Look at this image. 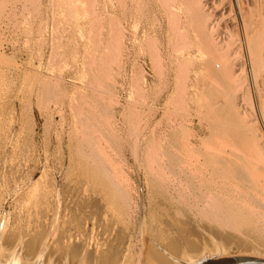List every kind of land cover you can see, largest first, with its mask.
<instances>
[{
  "label": "bare ground",
  "instance_id": "obj_1",
  "mask_svg": "<svg viewBox=\"0 0 264 264\" xmlns=\"http://www.w3.org/2000/svg\"><path fill=\"white\" fill-rule=\"evenodd\" d=\"M138 1L116 0L112 16L115 17L117 8L126 14L129 3ZM155 1L174 35L170 44L172 63L180 68L198 64L202 70L198 71L206 74L210 82L223 85L225 100L223 107L212 112L217 119L211 125L209 138L200 136L195 143L194 135H189L184 139L183 159L160 164L171 175L175 173L176 180L170 183L178 197L165 196L162 194L165 191L156 195L153 199L157 202L151 204L157 208L153 210L158 216L149 213V218L139 205L134 223L132 198L125 179L121 176L120 181L116 179L114 166L103 154H94L96 148L89 140L85 147L91 154L84 153L81 144L77 161L70 152L68 169H72L70 173L76 170L78 173L73 176L76 178L65 181L64 187L54 174L49 177L46 171L40 180L33 182L36 166L26 179L16 178L13 172L16 162L13 164V159L4 156L0 162V264H205L213 256L204 251L208 239L220 240L224 245L253 240L264 247V0ZM100 14L99 18L103 13ZM113 17L109 19L112 29L114 26L111 32L121 38L126 29L122 24L113 25ZM227 20L232 22V28ZM209 89L205 95L210 100L208 95L215 88ZM202 91L200 96L205 93ZM213 94L215 100L220 95ZM198 123L201 126L203 122ZM171 148L175 152L176 146ZM59 166L64 169V157ZM49 167L45 169L49 171ZM153 167L152 172L156 171ZM85 185L103 189L95 197L93 187L94 192L90 193ZM9 200L13 205L11 213L5 209ZM180 211L182 217H177ZM258 250H245L235 257L264 260V253Z\"/></svg>",
  "mask_w": 264,
  "mask_h": 264
},
{
  "label": "rangeland",
  "instance_id": "obj_2",
  "mask_svg": "<svg viewBox=\"0 0 264 264\" xmlns=\"http://www.w3.org/2000/svg\"><path fill=\"white\" fill-rule=\"evenodd\" d=\"M109 1L112 4L108 0H0V162L4 156L13 159L16 178L30 176V169L36 166L33 182L46 171L47 176L54 174L59 184L65 186L78 173L68 169L70 152L77 161L80 147L91 154L86 145L92 142L96 148L92 152L103 154L114 166L116 179H125L135 223L139 205L149 218V213L158 216L153 210L157 208L151 204L157 202L153 199L156 195L165 191V196L178 197L173 189L175 173L171 175L160 164L181 161L184 139L189 135H194L195 143L200 136L209 138L211 125L217 119L212 112L223 107L225 100L223 85L210 82L206 74L199 72L202 70L198 64L180 68L172 63L170 44L174 35L155 0L129 3L126 14L117 8L115 17L111 11L116 0ZM100 12L103 14L99 18ZM110 16L115 21L113 25L122 24L126 29L121 38L115 31L112 34ZM226 23L232 28L231 21ZM206 83L215 88H210L214 96L220 94L216 100L212 94L208 95L211 102L206 98ZM204 107L211 108V112ZM205 111L214 117L206 116L209 114ZM186 112L190 117L185 116ZM198 122H203L202 127ZM194 131L196 134H192ZM175 146L174 152L171 147ZM63 157L65 167L61 170L59 163ZM46 166H50L49 171ZM151 167L156 171L152 172ZM98 187L84 186L95 197L103 189ZM12 208L9 200L5 209L11 213ZM182 213H176L177 217H182ZM218 241L208 239L202 245L208 255H213L211 259L241 256L245 250L259 249L264 253V247L253 240V245L250 241H230L225 245ZM254 245L259 248L254 250Z\"/></svg>",
  "mask_w": 264,
  "mask_h": 264
},
{
  "label": "water",
  "instance_id": "obj_3",
  "mask_svg": "<svg viewBox=\"0 0 264 264\" xmlns=\"http://www.w3.org/2000/svg\"><path fill=\"white\" fill-rule=\"evenodd\" d=\"M205 264H264V260L250 257H226L209 259Z\"/></svg>",
  "mask_w": 264,
  "mask_h": 264
}]
</instances>
